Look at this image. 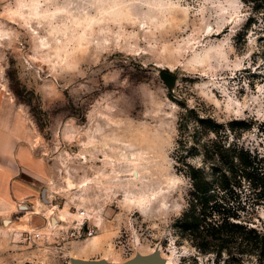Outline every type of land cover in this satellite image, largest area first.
Returning a JSON list of instances; mask_svg holds the SVG:
<instances>
[{"label": "rangeland", "instance_id": "obj_1", "mask_svg": "<svg viewBox=\"0 0 264 264\" xmlns=\"http://www.w3.org/2000/svg\"><path fill=\"white\" fill-rule=\"evenodd\" d=\"M263 63L262 13L242 0H0V264H218L174 227L190 186L175 158L192 145L179 114L264 160V80L243 70ZM27 147L39 164L17 167ZM252 195L243 179L229 202L264 222Z\"/></svg>", "mask_w": 264, "mask_h": 264}, {"label": "trees", "instance_id": "obj_2", "mask_svg": "<svg viewBox=\"0 0 264 264\" xmlns=\"http://www.w3.org/2000/svg\"><path fill=\"white\" fill-rule=\"evenodd\" d=\"M242 1L251 5L255 14L262 13L264 20V0ZM254 23V17L247 18L237 36L246 35ZM243 70L249 72V85H255L258 77L264 80V70L256 72L250 66ZM229 123L242 131L250 126L246 119ZM225 127L193 108H184L179 114V137L182 142L190 138L192 145L175 158L183 165L178 170L190 186L186 207L174 227L199 253H214L218 264H254L253 260L264 264V222L250 205L229 202V195L244 179L250 183L253 206L264 207V160L237 141L226 142L222 137ZM197 156L201 157L200 165L188 161Z\"/></svg>", "mask_w": 264, "mask_h": 264}, {"label": "crops", "instance_id": "obj_3", "mask_svg": "<svg viewBox=\"0 0 264 264\" xmlns=\"http://www.w3.org/2000/svg\"><path fill=\"white\" fill-rule=\"evenodd\" d=\"M11 155H12V159L18 163V166L17 167H20L19 164L20 165L22 164L21 161H24L25 162V164H23L24 166L26 164H29V163H38V161H36L35 158L31 155L30 149L28 147L26 149H23L22 151H20L19 149H17L15 152L13 151ZM21 156H24V158H23L24 160L21 159L22 158ZM25 170H27V172H29L30 175H32V176H34V177H36L38 179H39V177L41 178V175H39V174L38 175L37 174H33L28 168H26ZM15 190L17 191V187L9 186V190L8 191H9V193H12V195L15 194L14 193ZM3 192L4 191H2V193ZM17 192H19V190ZM26 192H27V190H24V191L21 190V194L22 195H24Z\"/></svg>", "mask_w": 264, "mask_h": 264}, {"label": "water", "instance_id": "obj_4", "mask_svg": "<svg viewBox=\"0 0 264 264\" xmlns=\"http://www.w3.org/2000/svg\"><path fill=\"white\" fill-rule=\"evenodd\" d=\"M160 77L161 79L164 81L165 85L170 88V86L172 85L173 81H174V75L167 72V71H164L162 70L160 72ZM71 264H107L103 261H98V260H83V259H78V260H73L71 262ZM125 264H133V263H130V262H127Z\"/></svg>", "mask_w": 264, "mask_h": 264}, {"label": "built area", "instance_id": "obj_5", "mask_svg": "<svg viewBox=\"0 0 264 264\" xmlns=\"http://www.w3.org/2000/svg\"><path fill=\"white\" fill-rule=\"evenodd\" d=\"M79 215H84V211H80ZM75 235V237L77 239H81V240H87L89 239L91 236H93V230L88 228L87 226L83 225V223H81L80 227L73 233ZM30 238H33V236H29ZM35 237L39 238L40 234L39 233H35Z\"/></svg>", "mask_w": 264, "mask_h": 264}]
</instances>
